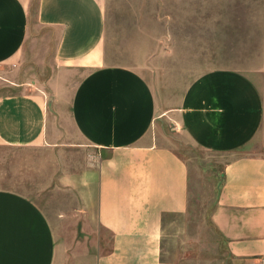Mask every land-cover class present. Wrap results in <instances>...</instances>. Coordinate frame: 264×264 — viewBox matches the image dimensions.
<instances>
[{
    "label": "crops",
    "instance_id": "1",
    "mask_svg": "<svg viewBox=\"0 0 264 264\" xmlns=\"http://www.w3.org/2000/svg\"><path fill=\"white\" fill-rule=\"evenodd\" d=\"M260 4L259 50L249 63L200 71L177 103L160 109L144 67L107 60L106 0H0V142L58 148L66 141L58 127L65 120L97 163L70 183L87 208L94 206L95 221L88 219L91 230H84L110 235L105 251L58 247L57 259L46 212L0 187V264H178L162 258V223L187 208L188 166L156 140L153 128L162 117L197 146L229 156L212 220L235 264H264ZM26 55L40 71L48 63L46 80L31 81ZM72 71L80 75L62 103L59 88Z\"/></svg>",
    "mask_w": 264,
    "mask_h": 264
},
{
    "label": "rangeland",
    "instance_id": "2",
    "mask_svg": "<svg viewBox=\"0 0 264 264\" xmlns=\"http://www.w3.org/2000/svg\"><path fill=\"white\" fill-rule=\"evenodd\" d=\"M106 1L107 60L144 67L160 109L177 103L200 71L245 66L259 50L261 0ZM31 57L26 55L31 81L46 80L51 72L48 63L47 70L40 71ZM79 75L72 71L63 78L58 92L62 103L68 101ZM64 123L58 127L66 141L58 148L0 142V187L27 195L46 212L56 234L57 259L58 247L92 252L105 251L110 244L109 233L94 224L96 231L85 232L91 230L88 219L95 221L94 206L87 208L70 183L97 163ZM153 134L188 166V205L184 212L163 220L162 258L178 264H235L212 220L229 156L192 143L166 117L157 119Z\"/></svg>",
    "mask_w": 264,
    "mask_h": 264
}]
</instances>
